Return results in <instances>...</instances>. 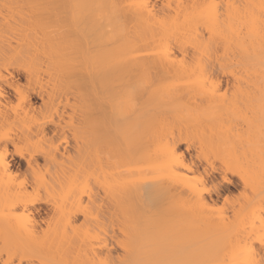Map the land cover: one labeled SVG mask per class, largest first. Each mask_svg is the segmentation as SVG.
Wrapping results in <instances>:
<instances>
[{
    "label": "bare ground",
    "instance_id": "bare-ground-1",
    "mask_svg": "<svg viewBox=\"0 0 264 264\" xmlns=\"http://www.w3.org/2000/svg\"><path fill=\"white\" fill-rule=\"evenodd\" d=\"M0 264H264V0H0Z\"/></svg>",
    "mask_w": 264,
    "mask_h": 264
},
{
    "label": "rangeland",
    "instance_id": "rangeland-1",
    "mask_svg": "<svg viewBox=\"0 0 264 264\" xmlns=\"http://www.w3.org/2000/svg\"><path fill=\"white\" fill-rule=\"evenodd\" d=\"M17 78L19 79V82L20 83H23L24 82V78H23V76L21 75V74H18L17 75ZM6 95L8 96V97H10V98H12V96H13V91L12 90H10V89H7V92H6ZM32 101L35 103V104H38L39 102H40V98L37 96V95H32ZM51 125H49L48 127L49 128H52L53 126H51ZM68 132V133H67ZM65 133H67V135H69L68 137H66L65 139L66 140H68L67 138H70V140L71 139H73V141L75 142V138H73L72 137V135L70 134L71 132L70 131H67L66 130V132ZM64 133V135L66 136V134ZM72 137V138H71ZM64 139V140H65ZM69 140V143L70 144H72V143H74V142H72L71 143V141ZM68 143V144H69ZM69 144V146H72L73 147V144L72 145H70ZM64 146H65V143L63 144ZM67 145V144H66ZM72 147H69V149H71ZM67 148H68V145H67ZM13 157V156H12ZM10 163L11 164H13L12 166V169L17 173V172H22L23 171V167L22 166H19V169L17 168V166H18V163H21V165H24V160L23 159H20V158H18L16 155L13 157V158H10ZM225 189H224V188ZM222 187V189H223V191L225 192V193H232V194H234V193H236V189H237V186L234 184V183H232V184H226L225 186H223ZM221 204V202L219 201L218 203H217V205L219 206ZM39 206H40V215L41 216H44L45 215V211H46V208H47V206L45 205V204H39Z\"/></svg>",
    "mask_w": 264,
    "mask_h": 264
},
{
    "label": "snow or ice",
    "instance_id": "snow-or-ice-1",
    "mask_svg": "<svg viewBox=\"0 0 264 264\" xmlns=\"http://www.w3.org/2000/svg\"><path fill=\"white\" fill-rule=\"evenodd\" d=\"M208 191H211V189H207Z\"/></svg>",
    "mask_w": 264,
    "mask_h": 264
}]
</instances>
